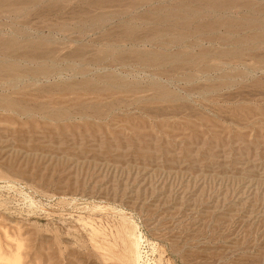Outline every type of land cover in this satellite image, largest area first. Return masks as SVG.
Segmentation results:
<instances>
[{
	"label": "rangeland",
	"instance_id": "rangeland-1",
	"mask_svg": "<svg viewBox=\"0 0 264 264\" xmlns=\"http://www.w3.org/2000/svg\"><path fill=\"white\" fill-rule=\"evenodd\" d=\"M13 1L12 6L10 0L6 2L12 8L8 4L0 7V37L11 42L15 39L13 36L19 37L18 41L13 40L18 42L15 53L19 56L27 49L26 54L30 53V48L26 47L30 46V41L40 42L45 35L52 36L47 37L53 42L51 46L45 38L43 41L47 40L49 47L43 43V48L39 49L54 51L51 53L55 61L58 60L57 64L61 59L58 68L65 70L60 78H49L46 82L42 79L38 83L40 87L33 85V88L39 87V99L32 93L33 88L28 87V90V85H24L31 80L24 79V83L17 85L19 94L12 93L6 83L0 84L1 101L12 96L11 101L35 106L28 121L32 124L22 121L19 125L17 120L0 122V264H264V68L251 72L243 65L224 66L205 77L206 74L203 76L198 71L199 66L192 69L194 76L192 70L155 73L134 62L104 70L95 66L89 67L91 71L86 76L97 85H104L101 78L105 77L102 79L108 85L105 84V90L91 92L82 86V75L76 77L75 71L72 74L69 68L72 65L66 67L63 55L69 58V51L71 55L77 47L81 49V45L83 52H91L87 56L92 55L93 49L102 50L107 42L120 38V33L113 35L114 28L121 24L119 21L132 16L133 22L140 25L133 17L135 12L144 13L153 5H195L198 0H135L139 4L132 10L126 6L130 1L123 0L108 3L109 7L113 5L106 6L108 11L105 7L102 14L103 9H99L101 17H96L98 9L86 7L83 0H66L71 5L65 0H44V5L42 1L34 6V12H30L32 7L27 10L31 15L24 11L18 16L14 10H21V2L27 5V1ZM240 1L264 4V0ZM117 4H126L125 8L129 9L125 10L126 16L118 12ZM78 6L87 20L78 12ZM112 7L118 9H113L116 13L112 10L111 15ZM122 7L125 9L124 5ZM256 7L249 11L264 21V10ZM49 8L53 9L52 13H48ZM57 9H61L60 12ZM88 10L94 14L90 16ZM234 11H231L233 17L241 16ZM102 16L108 19L107 24L111 21L110 25L102 23ZM89 18L94 20L93 24L88 22ZM62 23L66 25L63 27ZM55 25L61 26L63 31ZM116 31L119 32L120 27ZM260 31H264V27L257 30ZM101 33L105 36L101 37ZM241 33L245 31L241 30L239 35ZM97 38L100 41L97 42ZM20 42L23 46L26 44V48L21 47ZM54 42L65 44L60 48ZM247 61L246 64L252 63ZM108 71L115 78L113 84L108 83V74H103ZM97 74H100L98 78ZM71 81H76V85ZM153 83L163 86L166 95L155 92L158 90ZM59 86L66 88L61 90ZM75 86V90L71 88ZM135 90L142 92L135 93ZM159 96L164 97L158 99ZM36 105L46 108L39 112ZM50 106L52 110H46ZM96 108L102 112L94 110ZM0 112L4 111L0 108ZM50 112L65 117L50 120ZM15 171L20 172L15 174ZM137 238H140L141 260L134 262V255L127 249Z\"/></svg>",
	"mask_w": 264,
	"mask_h": 264
},
{
	"label": "bare ground",
	"instance_id": "bare-ground-1",
	"mask_svg": "<svg viewBox=\"0 0 264 264\" xmlns=\"http://www.w3.org/2000/svg\"><path fill=\"white\" fill-rule=\"evenodd\" d=\"M9 1V0H7ZM5 0H0V7H3L6 4ZM13 0H10L9 3H11ZM18 1H21V0H18ZM17 1V3H18ZM27 1V5L26 2H21V7L23 8H20L21 10H18L17 9V5H16V9L17 10H14L15 11V14L16 15H21V14H18V13H22V15L28 10L29 11V8L30 9V12H34L35 11V7L36 4L39 5L38 3H42L43 1V5H44V0H26ZM53 1V0H51ZM59 1V0H58ZM57 1V2H58ZM61 2H63L62 0H60ZM66 1V0H65ZM64 1V2H65ZM76 1V0H74ZM79 1V0H77ZM81 1V0H80ZM123 0H83V3L87 4L85 5L86 7L89 5L90 7H94L95 10H99V9H103V11L99 10L98 14H97V11H96V17H99L102 12H105L104 9L106 6L109 7V4L108 3H120L122 2ZM130 2L126 4H123L124 5V8H125V5L129 7V9L131 8L132 9H136V6L139 4L137 2L132 1V0H129ZM192 1H195V0H192ZM16 1H13V3H15ZM48 2V1H47ZM50 2V0H49ZM56 2V1H55ZM54 2V3H55ZM60 2V3H61ZM25 3V4H24ZM46 3V1H45ZM59 3V2H58ZM66 3L68 4V2L66 1ZM65 3V4H66ZM75 3V2H74ZM80 3V2H79ZM82 3V2H81ZM82 3V4H83ZM196 3V2H195ZM19 4V3H18ZM62 4V3H61ZM61 4H58L59 6ZM78 4V2H77ZM9 5V4H8ZM14 5V4H13ZM42 5V6H43ZM48 4L46 3V6ZM52 4L49 3V6H51ZM57 5V3H56ZM55 5V6H56ZM68 5H71L68 4ZM67 5V6H68ZM75 5V4H73ZM72 5V7H73ZM80 5V4H78ZM111 5L113 4H110V7ZM116 5V4H115ZM120 8V10L118 8H111V15H112V10L113 9H118V12L120 11L121 14H126L125 10L128 9V7H126L125 9H123V5L122 4H117ZM157 5V4H156ZM264 5V4H263ZM263 5H257L255 4V2H252V1H240V0H198L197 3L194 5V3H192V5H184V4H178V5H173V6H167V5H158V6H154L152 8H149V10L145 11L144 13H134L135 16L134 19L136 20V22L140 21V25H136V23L133 22V19L131 18L132 16H128L129 19H121L122 21H119L121 24H118V21H117V24L120 25V31H116L119 27L114 28L113 32L114 34L111 32L110 34H113L115 35V32H116V35L117 33H120V38L119 39H115L116 41L113 42V41H110V42H107L106 40L104 42H107L108 44H105V48L101 47L102 50L100 49H93V47L91 48V46L88 48L89 50L93 49V53L92 55H88V52L90 51H85L83 52L84 50H82V45H81V49H79L77 46V49L70 55L69 53L71 52V50L69 51L68 57H65V55H63L62 57H64V59H66L65 63H67L68 65L66 67H68L69 65H72V67L70 66L69 68L73 71L72 74L76 73V77L78 76L77 74H80L82 75V86H85V88H89L90 90H92L91 92L93 91H96L100 88L104 89V86L105 84H107V82H105L102 78H101V81H103L105 84L103 85L102 83V86L100 85H97L95 84V82L91 81L87 76L86 74L89 72L90 73V69H93L92 67H95L97 68L98 66L102 67L103 70L104 68H107L109 69L112 65H125L124 63H136L140 66H142V68H148L149 70L153 71V72H157L159 71L160 73H162L163 71L167 70V71H170V72H176V71H191L193 68L198 67V71L200 72V74H203V76L205 75V77L207 76V74H209L210 72L212 71H215V70H222V68L224 66L226 67H237L238 65H243L245 66V68L248 70V71H251V70H254V69H262L264 68V31H260V32H257V30L259 28H263L264 27V21L261 20V19H257V17H255L253 15V11H249L250 9H254L255 6H258L256 7V9H258L259 11H263L264 10V6ZM10 6V5H9ZM11 6H12V3H11ZM10 6V7H11ZM19 6V7H20ZM45 6V7H46ZM54 6V4H53ZM54 6V7H55ZM64 6V5H63ZM82 6V5H81ZM80 6V7H81ZM84 6V5H83ZM202 6V7H201ZM10 7H6V9L10 8ZM15 7V6H13ZM34 7V8H33ZM52 7V8H54ZM62 7V6H61ZM66 7V6H65ZM69 7V6H68ZM67 7V8H68ZM71 7V9H72ZM74 7H77V6H74ZM79 7V6H78ZM79 7V8H80ZM104 7V8H103ZM108 7H106V12L108 11ZM109 7V8H110ZM122 7V8H121ZM12 8V7H11ZM38 8V6H37ZM36 8V9H37ZM43 7L40 8V10L42 9ZM47 8V7H46ZM51 8V9H52ZM70 8V7H69ZM85 8V7H84ZM93 8V9H94ZM3 9V8H2ZM34 9V11H33ZM49 8V12L48 13H52L50 12L51 10ZM63 9V7L61 8ZM60 9V10H61ZM66 9V8H65ZM64 9V10H65ZM77 9V8H76ZM82 8L79 9V13L81 11ZM87 9V8H86ZM128 9V10H129ZM39 10V9H38ZM43 10V9H42ZM53 10V9H52ZM59 10V9H57ZM56 10V11H57ZM59 10V12H60ZM75 10V8L73 9ZM94 10V11H95ZM232 10H236L234 11L236 14L238 13L239 15H241L240 17H233V15L231 14ZM2 11V10H1ZM0 11V12H1ZM5 11V10H4ZM3 11V12H4ZM10 11V10H9ZM8 11V12H9ZM25 11V12H24ZM27 11V15H29L30 13H28ZM47 11V10H46ZM67 11V9L65 10ZM90 10H88V13H90V16L93 15L92 14V11L89 12ZM100 11H101V14H100ZM115 10H113V14L116 13L114 12ZM2 12V13H3ZM6 12V13H8ZM12 12V11H11ZM24 12V13H23ZM37 12V11H36ZM57 11V13H59ZM64 12V11H63ZM62 12V14H63ZM72 12V11H71ZM82 12V18H85L86 17L84 16V13H83V10L81 11ZM84 12H87L85 11L84 9ZM228 12H230L229 15H225L227 14ZM38 13V12H37ZM43 13V11L41 12ZM41 13L39 12V16L41 15ZM46 12H44L43 14H45ZM55 13V11L53 12ZM74 13V12H73ZM88 13H85L86 15H88ZM224 13V14H223ZM1 14V13H0ZM11 14V13H10ZM14 14V12H13ZM14 14V15H15ZM33 14V13H32ZM56 14V13H55ZM54 14V15H55ZM65 14V13H64ZM72 14V13H71ZM71 14H68V15H71ZM108 14V13H107ZM118 14V13H117ZM116 14V15H117ZM120 14V16H121ZM127 14H130V12H128ZM220 14H223L221 16H214V15H220ZM237 14V15H238ZM256 14V13H255ZM31 15V14H30ZM74 15V14H73ZM79 15V14H78ZM77 15V16H78ZM104 15H106L104 13ZM103 15V16H104ZM123 15V16H124ZM11 16V15H10ZM17 16V17H18ZM26 16V15H25ZM24 16V17H25ZM67 16V14H66ZM75 16V15H74ZM81 16V14H80ZM102 16V17H103ZM126 16V15H125ZM14 17V16H13ZM59 17V15L57 16ZM56 17V18H57ZM62 17V15H61ZM71 17H73L71 15ZM89 17V16H87ZM101 17V16H100ZM111 17V16H110ZM114 17V16H113ZM122 17V16H121ZM11 18V17H10ZM15 18V17H14ZM19 18V17H18ZM63 18V17H62ZM61 18V19H62ZM95 18V17H93ZM109 18V17H108ZM125 18V17H124ZM85 19H80V20H84ZM98 19V18H97ZM101 19V18H100ZM104 19V20H103ZM111 20V18H109ZM79 20V22H80ZM87 20V19H86ZM99 20V19H98ZM102 23L108 25L109 22L111 23V21L108 22V24L106 23L108 21L107 18H102ZM134 20V21H135ZM138 20V21H137ZM94 21V20H93ZM93 21L92 19L89 18V23L92 22L93 24ZM97 22V21H96ZM94 22V23H96ZM82 23V22H81ZM100 23V24H102ZM54 24V23H53ZM66 23H62V25ZM91 26H94L92 25ZM114 24V23H113ZM116 24V23H115ZM114 24V26H115ZM61 25V23H60ZM96 25V24H95ZM103 25V24H102ZM110 25V24H109ZM117 25V26H118ZM54 26V25H53ZM52 24H51V27H53ZM56 28L58 27L57 25H55ZM101 26V25H99ZM104 26V25H103ZM103 26L101 27L103 29ZM112 26V27H114ZM61 29L62 27L59 26ZM58 27V28H59ZM64 27V25H63ZM98 27V25H97ZM106 27V26H105ZM222 27V30L221 28ZM50 28V26H49ZM93 28V27H92ZM242 28V29H241ZM52 29V28H51ZM54 29V28H53ZM94 29V28H93ZM101 29V30H102ZM112 29V28H111ZM116 29V30H115ZM56 30V29H55ZM54 30V32H55ZM96 30H100V29H97ZM105 30L106 32V28L103 29ZM241 30L245 31V33H241ZM50 31V30H49ZM48 31V32H49ZM53 31V30H52ZM51 31V32H52ZM58 29H57V32H60ZM61 31V32H62ZM108 32L110 30H107ZM103 32V31H101ZM104 32V33H105ZM24 33V32H23ZM12 34V33H11ZM17 34V33H16ZM15 34V35H16ZM25 34V33H24ZM52 33H49V35H51ZM103 33H101V37L105 36L102 35ZM109 34V35H110ZM13 35V34H12ZM48 35V34H47ZM45 35V38H47L48 36ZM107 34V36H109ZM10 36V35H9ZM7 36V37H9ZM2 37V36H1ZM0 37V80H2V82H0V84L2 83H6L7 84V88L11 89L12 90V93H15L16 94H19L18 91L19 90H16V87L17 85L19 86L20 83H24L22 82L24 79V81H28V80H31V81H28V82H25L24 85H28L26 86L27 89L28 87L30 88H33V85L35 84H38L42 79L44 80V82H46L47 80H49V78H53V77H58L60 78L62 76V73L65 69L62 68V70L58 67L60 63V60H59V63L57 64L56 60L55 61V58L54 56L55 55H52V53H54V51L52 52L51 50H49L50 48L46 49L45 47L49 44V46H51L50 44H52L50 42V40L48 39L49 37L51 38L52 36H49L47 38V40L50 42H48L47 40L46 41H43L45 40V38L43 39L42 38V41H38V42H35L37 40H32L33 43L30 41L29 45L30 46H26V44L23 46V43H22V46L19 45L18 46H21V47H29L30 50H29V54L26 52H28V49L27 51H24L22 54V52L18 53L20 54L19 56L15 53L16 51V48H19L17 47V41L19 40V37H18V34H17V39L16 37H12V38H15L13 39L14 41L17 40L15 43L13 40L11 42V40H9L8 38H4ZM11 38V39H12ZM106 38V37H104ZM53 39V38H52ZM101 39V38H100ZM103 39V38H102ZM74 40V39H73ZM98 38H97V42H98ZM119 40V41H118ZM72 41V39H71ZM96 41V40H95ZM100 41V40H99ZM13 42L15 44H13ZM48 42V44H47ZM103 42V41H102ZM46 44V46L44 47L45 49H39V47H42L43 45L42 44ZM56 43V42H54ZM60 43V41H59ZM63 43V42H62ZM14 46H13V45ZM28 44V43H27ZM65 44V43H64ZM64 44H59L60 45V48L61 46ZM103 44V43H102ZM262 44V45H260ZM41 45V46H40ZM57 46H59L57 43H56ZM55 45V47H57ZM101 45V43H100ZM99 45V47H100ZM47 46V47H49ZM96 48V45H94ZM103 46V45H102ZM208 46V47H207ZM213 46H217L215 49H213ZM15 47V49H14ZM20 47V48H21ZM25 47V48H26ZM65 47H68V46H65ZM64 47V48H65ZM75 47V46H74ZM75 47V48H76ZM85 47V48H86ZM140 47H144L145 49H142ZM147 47V49H146ZM24 48V49H25ZM43 48V47H42ZM58 48V49H60ZM63 48V47H62ZM63 48V50H64ZM73 48V47H72ZM84 48V49H85ZM196 48V49H195ZM53 49L55 50V48L53 47ZM52 49V50H53ZM57 49V48H56ZM66 49V48H65ZM86 49V50H88ZM194 49H195V52H194ZM258 49H262L261 50V53L258 52ZM22 50V48L20 49ZM62 51V49L60 50ZM68 51V50H67ZM65 50V52H67ZM17 52H19L17 50ZM52 52V53H51ZM56 53L57 50H56ZM85 53V54H84ZM87 53V54H86ZM16 54V55H15ZM66 54V53H65ZM91 54V52H90ZM58 54V56H61ZM57 56V57H58ZM61 58V57H60ZM248 59V61H252L249 62V64H246V60ZM250 59V60H249ZM217 61V62H213V61ZM222 60V61H221ZM64 61V60H62ZM247 61V63H248ZM210 62V63H209ZM133 63V64H134ZM198 63H200V65H198ZM63 64V63H62ZM129 65V64H127ZM54 66H56V68H54ZM65 67V68H66ZM74 67H78L77 69L74 68ZM88 67V68H87ZM90 67V69H89ZM100 67V69H101ZM120 67V66H119ZM124 67V66H123ZM128 67V66H127ZM130 67V66H129ZM139 67V66H138ZM67 68V69H69ZM242 68V67H241ZM244 68V69H245ZM99 69V68H98ZM226 69V68H225ZM224 69V70H225ZM90 70V71H89ZM106 70V69H105ZM133 70V69H132ZM98 71V70H97ZM196 71V72H198ZM199 72L197 74H199ZM252 72V71H251ZM258 72V71H257ZM74 73V74H75ZM103 73V72H102ZM111 73V72H110ZM108 71L103 73V74H108L106 76V79L108 81V83H114V76L111 75ZM139 73V72H138ZM143 73V72H142ZM190 73V72H189ZM218 73V72H217ZM250 73V72H249ZM102 74V75H103ZM118 74V73H117ZM180 74V73H179ZM184 75V73H182ZM186 74V73H185ZM93 75V74H92ZM95 75V74H94ZM98 75L100 74H97V78H98ZM181 75V74H180ZM192 76L193 75V70H192ZM91 76V75H90ZM104 76V75H103ZM130 76V75H129ZM152 76V75H151ZM187 75H185L186 77ZM191 76V77H192ZM199 76V75H198ZM250 76V75H249ZM94 77V76H92ZM149 77V76H148ZM189 77V75H188ZM187 77V78H188ZM189 77V78H191ZM96 78V79H97ZM121 78V77H120ZM155 78V76H154ZM159 78V77H158ZM185 78V79H187ZM204 78V77H203ZM223 78V76L221 77ZM220 78V79H221ZM225 78V77H224ZM57 79V78H55ZM81 79V78H80ZM116 79H118L116 77ZM192 79V78H191ZM215 79V78H214ZM236 79V78H235ZM42 80V81H43ZM59 80V79H58ZM77 80V79H76ZM95 81V79H93ZM125 81V79H122V81ZM160 80V79H159ZM170 80V79H169ZM189 80V79H188ZM225 80V79H224ZM227 80H228V76H227ZM62 81V80H61ZM78 81V80H77ZM99 81V80H98ZM97 81V82H98ZM100 81V82H101ZM121 81V80H120ZM121 81V82H122ZM165 81V80H164ZM191 81V80H190ZM220 81V80H219ZM223 81V80H222ZM226 81V80H225ZM43 82V83H44ZM56 82V81H55ZM68 82V81H66ZM73 81H71L72 83ZM96 82V83H97ZM118 82V81H116ZM168 82V80H167ZM224 82V81H223ZM41 83V82H40ZM50 83V82H49ZM62 83V82H61ZM70 83V81H69ZM74 83V82H73ZM76 83V81H75ZM74 83V84H75ZM186 83V82H185ZM226 83V82H224ZM46 84V83H45ZM58 84V83H57ZM55 84V85H57ZM60 84V83H59ZM64 84V83H63ZM62 84V85H63ZM81 84V83H79ZM99 84V83H98ZM154 84V83H153ZM172 84V83H171ZM227 84V83H226ZM23 85V86H24ZM61 85V84H60ZM66 85V84H65ZM70 85V84H69ZM76 85V84H75ZM108 85V84H107ZM106 85V87H107ZM111 85V84H110ZM109 85V86H110ZM117 86V84H115ZM160 84H154V87L158 90V91H155V90H152V91H155L157 93H161V94H164V96L166 95V92L163 90V86L160 87L159 86ZM23 86H20L21 89ZM39 86V84H38ZM36 87L34 86L33 88V91L32 92L35 96V98H38V89L39 87ZM67 86V85H66ZM77 86H81V85H77ZM113 86V85H112ZM120 86V85H119ZM151 86V85H149ZM6 87V86H5ZM19 87V89H20ZM44 87V86H43ZM42 87V88H43ZM57 86H55L54 88H56ZM115 86H113V89H114ZM129 87V86H128ZM137 87V86H136ZM140 87V86H139ZM148 87V85L146 86ZM153 87V86H151ZM4 88V87H3ZM25 88V87H24ZM64 88H66L65 86L64 87H60L58 89H61L63 90ZM72 89L74 88V90L76 89V86L75 87H71ZM69 88V89H71ZM80 88V87H79ZM86 88V89H87ZM112 88V87H111ZM119 87L117 86V89ZM121 88H124V87H121ZM120 88V89H121ZM126 88V87H125ZM133 88V87H132ZM149 88V87H148ZM167 87H165L166 89ZM173 88V87H172ZM51 89V88H49ZM109 89V87H108ZM116 89V88H115ZM136 89V88H135ZM144 89V88H142ZM8 90V89H7ZM25 90V89H24ZM30 90V89H28ZM56 90V89H55ZM61 90H56L57 92H61ZM80 90V89H79ZM78 90V91H79ZM81 90H84V89H81ZM105 90V89H104ZM123 90V89H122ZM121 90V92H122ZM134 90V89H133ZM170 90V89H169ZM168 90V91H169ZM6 91V90H5ZM22 91V90H21ZM26 91V90H25ZM48 91V90H47ZM71 92V90H69ZM73 91V90H72ZM77 91V92H78ZM89 91V90H88ZM103 91V90H102ZM113 91V90H111ZM116 91V90H115ZM126 91V90H125ZM137 90H135V93H136ZM140 91V90H139ZM137 91V92H139ZM167 93H173L171 92V90ZM40 92H42L40 90ZM52 92V91H50ZM49 92V93H50ZM63 92V91H62ZM66 92V91H65ZM68 92V91H67ZM80 92V91H79ZM106 92V91H105ZM132 92V91H131ZM131 92H128V93H131ZM142 92V90L140 91ZM144 92V90H143ZM155 92H152L156 95ZM165 92V93H164ZM7 93V92H6ZM10 93V96L11 94ZM22 93V92H21ZM24 93V92H23ZM31 93V92H30ZM31 93V94H32ZM95 93V92H94ZM101 93V92H100ZM110 93V92H109ZM126 96V93L123 92ZM127 93V94H128ZM15 94V95H16ZM43 94V93H41ZM39 94V95H41ZM61 94V93H60ZM67 94V93H66ZM71 94V93H69ZM81 94H84V93H81ZM90 94V93H89ZM92 94V93H91ZM98 94V93H97ZM112 94V92L110 93ZM159 94V95H161ZM189 94V93H188ZM206 94V93H205ZM217 94V93H216ZM2 95V94H1ZM22 95V94H20ZM25 95V93L23 94V96ZM48 94L46 93V96ZM50 95V94H49ZM53 95H56V94H53ZM93 95V94H92ZM96 95V93H95ZM115 95H118V94H115ZM171 95V94H170ZM173 95V94H172ZM171 95V96H172ZM187 95V94H186ZM4 96V95H3ZM2 96V97H3ZM7 96H9L7 94ZM26 96V95H25ZM29 95H27V97H29ZM42 96V95H41ZM44 95V97H46ZM73 96V95H72ZM78 96V94H77ZM81 96V95H80ZM114 96V94H113ZM162 96V95H161ZM163 96V97H164ZM170 96V97H171ZM6 96H4L5 98ZM12 97V96H11ZM10 97V98H11ZM32 97V96H31ZM71 97V96H70ZM83 97V96H81ZM80 97V98H81ZM104 97V96H103ZM153 97V96H152ZM160 97V96H159ZM163 97H160L158 99H161ZM168 97V96H166ZM173 97H175V95H173ZM9 98V100H6V101H1L0 100V108L2 109V111H4L3 113L0 112V122H15L17 120V124L19 125H22L23 122L22 121H25L26 124H29L28 121L31 120V117L33 116L34 114V108L35 106H26L24 103L23 104H20V101L19 103L18 102H15V101H11ZM18 98V97H17ZM55 98V97H54ZM64 98V97H63ZM84 98V97H83ZM100 98V97H99ZM108 98V96H107ZM110 98V97H109ZM118 98V96H117ZM116 98V100H117ZM169 98V97H168ZM23 99V98H22ZM26 99V98H25ZM24 99V100H25ZM39 99V98H38ZM43 99V98H41ZM46 99H51V98H46ZM61 99V97L59 98ZM71 98H69L70 100ZM78 99V98H76ZM82 99V98H81ZM123 99V98H122ZM154 99V98H153ZM12 100H13V97H12ZM16 100V99H14ZM18 100V99H17ZM23 100V101H24ZM31 100V99H30ZM53 100V99H52ZM65 100H67V98H65ZM64 100V101H65ZM75 100V99H74ZM85 100V99H83ZM82 100V101H83ZM95 100V99H94ZM100 100V99H99ZM98 100V101H99ZM126 100V99H125ZM29 101V99L27 100ZM34 101V100H33ZM43 101V100H41ZM46 101V100H45ZM62 101V100H61ZM102 101V100H101ZM118 101V100H117ZM120 101V100H119ZM122 101V100H121ZM124 101V100H123ZM31 102V101H30ZM35 102V101H34ZM39 102V101H38ZM36 102V104L38 103ZM47 102V101H46ZM72 102V101H71ZM78 102V101H77ZM81 102V101H79ZM78 102V103H79ZM88 102V101H87ZM90 102V101H89ZM43 103V102H42ZM67 103V102H65ZM84 103V101H83ZM86 103V102H85ZM91 103V102H90ZM93 103V102H92ZM97 103V102H95ZM100 103V102H99ZM115 103V102H114ZM34 104V103H33ZM46 104V103H45ZM44 104V105H45ZM74 104V103H73ZM87 104V103H86ZM30 105V104H28ZM35 105V104H34ZM44 105H36V109L40 111H44L46 107H44ZM48 107H49V103L47 104ZM59 105V104H58ZM71 105V104H70ZM76 105V104H75ZM79 105V104H77ZM95 105V104H94ZM97 105V104H96ZM101 105V103H100ZM106 105V104H104ZM103 105V107H104ZM46 106V105H45ZM54 105H52L53 107ZM64 106V105H63ZM62 106V107H63ZM73 106V105H72ZM72 106L71 109H72ZM80 106V105H79ZM85 106V105H84ZM83 106V107H84ZM91 106V104H90ZM108 107V104L106 105ZM2 107H7L8 110L11 111L9 112L7 109V111L2 108ZM47 107V108H48ZM58 108V106H56ZM55 107V108H56ZM62 107H59L58 109H63ZM69 107V106H68ZM68 107L66 108L67 111H68ZM76 107V109L78 108L77 106H74ZM95 107V106H94ZM99 107V106H98ZM97 107V108H98ZM106 107V108H107ZM10 108V109H9ZM51 108V106H50ZM46 109V110H52L51 109ZM65 108V106H64ZM86 108V107H85ZM93 108V107H92ZM94 109V110H97ZM99 108H102V107H99ZM57 109V110H58ZM64 109V110H66ZM70 109V108H69ZM104 109V108H103ZM73 110V109H72ZM84 110V109H83ZM90 109H88L89 111ZM93 110V109H92ZM93 110V111H94ZM100 110V109H98ZM97 110V111H98ZM56 111V110H55ZM70 111V110H69ZM68 111V112H69ZM79 111V109H78ZM77 111V112H78ZM81 111V110H80ZM91 111V110H90ZM92 111V112H93ZM97 111H95L97 113ZM101 111V110H100ZM98 111V112H100ZM41 112V113H42ZM46 112V111H45ZM58 112V111H56ZM60 112V111H59ZM85 112V111H84ZM102 112V111H101ZM35 113H36V110H35ZM64 113V111H63ZM67 112H65L66 114ZM46 114V113H45ZM43 114V116L45 115ZM62 114V113H61ZM64 114V115H65ZM76 114V113H75ZM79 113H77L78 115ZM80 114H82L80 112ZM84 114V113H83ZM90 114L87 112V115ZM49 115V114H48ZM63 115V114H62ZM62 115H60V113L58 114H53L51 115V112H50V117L49 119L51 120V118L55 119L57 118L58 120L56 121H59V118L58 117H62ZM67 115V114H66ZM70 116V114H68ZM91 115V114H90ZM89 115V116H90ZM97 115V114H96ZM100 115V113H99ZM58 116V117H57ZM94 116V115H93ZM48 117L47 114L45 115V118ZM65 117V116H64ZM64 117H62L61 119H63ZM68 117V116H67ZM87 117V116H85ZM88 118V117H87ZM91 118V116L89 117ZM24 119V120H23ZM48 119V118H47ZM67 119V118H66ZM70 120V119H69ZM53 121V120H52ZM61 121V120H60ZM8 124V123H6ZM16 124V123H15ZM32 124V123H30ZM29 126V125H28ZM26 126V128L28 129L29 127ZM14 127V126H13ZM17 126H15L16 128ZM19 128V127H18ZM25 128V129H26ZM24 129V130H25ZM16 130V129H15ZM29 130V129H28ZM27 130V131H28ZM13 131H14V128H13ZM12 131V132H13ZM15 132V131H14ZM13 132V133H14ZM31 132V131H30ZM18 133V132H17ZM15 134V135H18V134ZM13 135V134H12ZM25 135V133L23 134ZM22 135V136H23ZM30 138V137H29ZM11 164V163H10ZM10 164L8 166H10ZM12 166V164H11ZM14 167V166H13ZM12 168V167H10ZM14 170V169H12ZM18 170V169H17ZM9 171V170H8ZM10 172V171H9ZM18 172L20 171H15V174H17ZM23 172V171H22ZM12 173V171H11ZM14 173V172H13ZM103 225V224H102ZM98 227V226H97ZM95 229V228H94ZM105 229V228H104ZM96 233V232H95ZM99 233V232H98ZM112 236V235H111ZM140 239V238H139ZM139 239L137 238L136 240H133L132 242H130L129 245V248L127 250H130V253H132V256L134 257L135 261L133 258H131L132 262H136L138 259H140V253H139ZM101 245V244H99ZM103 246V245H102ZM101 247V246H100ZM102 248V247H101ZM133 249V251H132ZM109 250V249H108ZM126 251V250H125ZM128 253V254H130ZM127 254V255H128ZM131 255V254H130ZM129 255V256H130ZM128 257V256H127ZM126 257V258H127ZM141 260V259H140Z\"/></svg>",
	"mask_w": 264,
	"mask_h": 264
}]
</instances>
